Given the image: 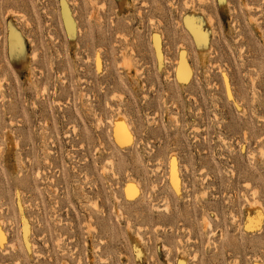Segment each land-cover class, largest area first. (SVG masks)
Listing matches in <instances>:
<instances>
[{
  "label": "rangeland",
  "instance_id": "1",
  "mask_svg": "<svg viewBox=\"0 0 264 264\" xmlns=\"http://www.w3.org/2000/svg\"><path fill=\"white\" fill-rule=\"evenodd\" d=\"M0 236V264H264V0H0Z\"/></svg>",
  "mask_w": 264,
  "mask_h": 264
},
{
  "label": "bare ground",
  "instance_id": "2",
  "mask_svg": "<svg viewBox=\"0 0 264 264\" xmlns=\"http://www.w3.org/2000/svg\"><path fill=\"white\" fill-rule=\"evenodd\" d=\"M153 43H154V47L158 51V38H157L156 35L153 37ZM176 71H177L176 75H178L179 78L186 77L188 75L187 69L185 67H182V63H181L180 60L177 63V70ZM112 126L114 127V132L113 133H115V129H116V132H117L116 136L118 138H120L122 141H127L128 140V133H127V131L125 129V125L122 124V121L118 120L116 122H112ZM170 168H171V171H173V163H170ZM132 189L133 188L131 187V185H128V187L126 188V193H127L126 195L127 196H131ZM1 240L2 239H1V236H0V241Z\"/></svg>",
  "mask_w": 264,
  "mask_h": 264
}]
</instances>
